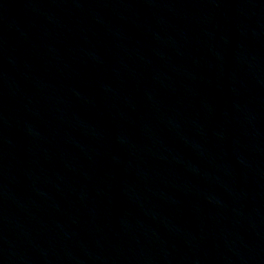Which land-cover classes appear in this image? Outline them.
I'll list each match as a JSON object with an SVG mask.
<instances>
[{"label": "water", "instance_id": "95a60500", "mask_svg": "<svg viewBox=\"0 0 264 264\" xmlns=\"http://www.w3.org/2000/svg\"><path fill=\"white\" fill-rule=\"evenodd\" d=\"M0 264H264V0H0Z\"/></svg>", "mask_w": 264, "mask_h": 264}]
</instances>
